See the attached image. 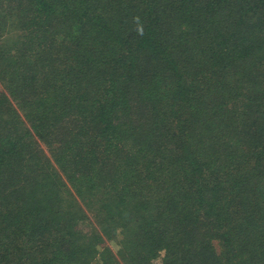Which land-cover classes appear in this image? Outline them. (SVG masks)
Instances as JSON below:
<instances>
[{
	"label": "trees",
	"instance_id": "1",
	"mask_svg": "<svg viewBox=\"0 0 264 264\" xmlns=\"http://www.w3.org/2000/svg\"><path fill=\"white\" fill-rule=\"evenodd\" d=\"M0 264H264V0H0Z\"/></svg>",
	"mask_w": 264,
	"mask_h": 264
},
{
	"label": "rangeland",
	"instance_id": "2",
	"mask_svg": "<svg viewBox=\"0 0 264 264\" xmlns=\"http://www.w3.org/2000/svg\"><path fill=\"white\" fill-rule=\"evenodd\" d=\"M114 242H111V243H109V245H110V247H111V249L114 251V252H116V250H117V246L115 245V244H113Z\"/></svg>",
	"mask_w": 264,
	"mask_h": 264
}]
</instances>
